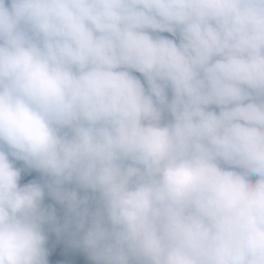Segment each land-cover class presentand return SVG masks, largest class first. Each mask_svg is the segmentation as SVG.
<instances>
[{"label":"clouds","instance_id":"obj_1","mask_svg":"<svg viewBox=\"0 0 264 264\" xmlns=\"http://www.w3.org/2000/svg\"><path fill=\"white\" fill-rule=\"evenodd\" d=\"M49 227L264 264V0H0V264H49Z\"/></svg>","mask_w":264,"mask_h":264},{"label":"trees","instance_id":"obj_2","mask_svg":"<svg viewBox=\"0 0 264 264\" xmlns=\"http://www.w3.org/2000/svg\"><path fill=\"white\" fill-rule=\"evenodd\" d=\"M46 206L55 207L57 219L63 224L67 216L64 206L58 202L46 197ZM48 245L50 251L49 264H80L81 256L84 254L81 249H78L72 243L70 233L57 235L54 228H47Z\"/></svg>","mask_w":264,"mask_h":264},{"label":"rangeland","instance_id":"obj_3","mask_svg":"<svg viewBox=\"0 0 264 264\" xmlns=\"http://www.w3.org/2000/svg\"><path fill=\"white\" fill-rule=\"evenodd\" d=\"M28 179H29V178H24V179L22 180V183H24V182H28ZM80 264H91V262L88 260L87 256H86L85 254H83V255L81 256Z\"/></svg>","mask_w":264,"mask_h":264}]
</instances>
